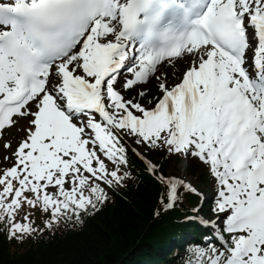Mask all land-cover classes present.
I'll list each match as a JSON object with an SVG mask.
<instances>
[{
  "label": "snow or ice",
  "instance_id": "6c2138e0",
  "mask_svg": "<svg viewBox=\"0 0 264 264\" xmlns=\"http://www.w3.org/2000/svg\"><path fill=\"white\" fill-rule=\"evenodd\" d=\"M0 25L10 29L0 31V130L14 116L29 123L0 173L9 239L36 231L16 222L25 203L50 212L46 227L96 209L101 184L122 182L134 137L198 157L217 181L221 223L202 224L220 247L197 248L189 264H264V0H14L0 3ZM173 61L185 67L169 85ZM125 68L124 92L157 81L151 107L117 90ZM160 179L171 209L181 182Z\"/></svg>",
  "mask_w": 264,
  "mask_h": 264
},
{
  "label": "trees",
  "instance_id": "16d2710c",
  "mask_svg": "<svg viewBox=\"0 0 264 264\" xmlns=\"http://www.w3.org/2000/svg\"><path fill=\"white\" fill-rule=\"evenodd\" d=\"M158 170L165 172L174 154L156 149ZM127 164L122 165L120 184L104 188L107 199L96 209L80 212V219L61 218L52 223L51 214L39 205L26 203L16 214V222L28 223L36 229L22 240L9 239L7 225L0 223V264H189L200 242L201 228L196 221H186L194 196H184L190 207L175 202L167 204V184L149 176L143 163L127 150ZM6 164H0V173ZM210 169L202 168V185L209 182ZM102 187V184H101ZM163 201V204H162ZM201 211V214L207 213ZM25 214L29 221H24Z\"/></svg>",
  "mask_w": 264,
  "mask_h": 264
},
{
  "label": "rangeland",
  "instance_id": "374dc122",
  "mask_svg": "<svg viewBox=\"0 0 264 264\" xmlns=\"http://www.w3.org/2000/svg\"><path fill=\"white\" fill-rule=\"evenodd\" d=\"M178 61L176 62V64ZM171 66L167 68V70L170 69ZM185 65L183 63H179L177 69L175 71H167L168 72V84L172 85L178 81V74H181V71L184 69ZM161 71H164L163 66L161 67ZM132 78L131 75L127 74V71H124L123 75L118 79L117 86L120 89L121 93L125 96L126 99H132L133 97L136 98V102L142 103V105L146 107H151L152 104L149 103V101H153V98L157 95H159L158 90H157V81L153 79L152 81H149L148 83L141 84L136 86V90H129L127 92H124L121 86L125 82L126 79ZM149 89L148 93H145L143 97H140L137 95V92L142 90L144 91L145 89ZM132 92V93H131ZM14 123L12 126L6 128L4 131L0 133V157L8 155V156H13L12 161H15L16 159L14 158L15 156L13 153L17 150V147L20 143V141L17 140L15 135L20 129H23L24 126H28V118L23 117V116H17L13 119ZM8 141V145L10 147H5V142ZM124 141L127 145V147L131 148L132 151L135 149V154L137 152H142L141 155L136 156L139 159L145 160L147 163L150 162L151 165H156L158 163L159 155L156 154L155 150H150L149 148L143 147L141 145H136L134 147L133 137H126L124 138ZM134 153V151H133ZM202 168L204 169V163L199 160L198 157H192V156H187L185 157L182 154H176V157H173L171 161L168 162L165 172H162V174L166 177H170L171 179L180 181L183 185H190L193 189H195V192L197 196L202 197L204 208L211 207L213 203V197H214V188H213V183L208 182L205 185H202L199 179V175L202 172ZM180 175L183 176L184 179L180 178ZM183 188V186H180ZM178 187V189H180ZM179 202L184 205L188 206L187 202L183 200V198H179ZM221 216L223 214H220ZM212 218V220H209ZM206 219L209 221H215L216 223H221L220 220L217 219V215H214L211 210H209V215L206 216ZM221 227L223 225L221 224Z\"/></svg>",
  "mask_w": 264,
  "mask_h": 264
},
{
  "label": "bare ground",
  "instance_id": "6f19581e",
  "mask_svg": "<svg viewBox=\"0 0 264 264\" xmlns=\"http://www.w3.org/2000/svg\"><path fill=\"white\" fill-rule=\"evenodd\" d=\"M167 63H169V62H167ZM179 63H183L182 61H178V63L176 64V61H173V62H171V67H170V69L169 70H167V71H175L176 69H177V67H178V65H179ZM157 74H159V73H157ZM151 81L153 80V79H150ZM181 177H183L182 175H180V178Z\"/></svg>",
  "mask_w": 264,
  "mask_h": 264
}]
</instances>
